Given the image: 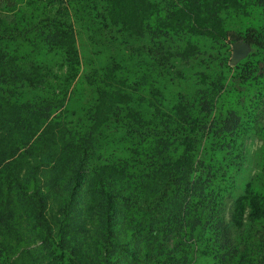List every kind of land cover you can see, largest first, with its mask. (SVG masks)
<instances>
[{
  "label": "trees",
  "instance_id": "1",
  "mask_svg": "<svg viewBox=\"0 0 264 264\" xmlns=\"http://www.w3.org/2000/svg\"><path fill=\"white\" fill-rule=\"evenodd\" d=\"M41 1L0 0V264H264V0H49L26 18ZM99 24L173 50L94 66L78 30ZM226 41L253 52L167 94L164 63ZM113 126L120 151L99 160Z\"/></svg>",
  "mask_w": 264,
  "mask_h": 264
},
{
  "label": "rangeland",
  "instance_id": "2",
  "mask_svg": "<svg viewBox=\"0 0 264 264\" xmlns=\"http://www.w3.org/2000/svg\"><path fill=\"white\" fill-rule=\"evenodd\" d=\"M163 1V0H157ZM49 0H42L38 6L34 8L26 7L25 13L26 18L35 14V16H41L36 19L38 22L40 19L53 16L57 10V4H49ZM97 31L86 28H81L78 30V41L80 46V51L83 54L85 60L92 62L94 66H99L105 62L110 61L112 58L118 59H132V60H142L152 66L154 63L164 62V54L168 50H173L169 45L174 42H152L144 41L139 42V40L128 39L125 35L120 34L116 29H103L100 24L97 26ZM6 43H12L9 39L0 40V47ZM233 42L226 41L225 46L220 49H209L206 56L201 60H197L194 63L190 64L183 63L182 61L174 62L173 60L170 63H164L163 71L161 76L163 78L164 85L167 89V94L175 95L185 89V79L192 73L190 69L192 66L194 69L199 67L200 61L205 65V61H209V66L214 68L216 71L221 69V65H224L229 54H233ZM230 49V50H229ZM228 52V53H227ZM248 57H250L251 53ZM247 57V58H248ZM231 58V57H230ZM185 86V87H184ZM26 96H32L33 90L25 88L24 90ZM90 95L86 92H82V98L77 99V103L74 104L70 102L69 105L72 109L75 110V115L72 116V120L75 125L79 128L80 124L84 127L88 123V117L85 115L84 111L90 108V101L88 100ZM79 121L80 124H79ZM82 126V128H84ZM121 130L117 126L106 128L99 136L97 143V151L99 160L107 158L113 153L120 151L119 137L121 135ZM261 142L255 138H248L245 142V159L242 162V167L246 171L256 172L253 167V159L255 153L261 146ZM252 172V173H253Z\"/></svg>",
  "mask_w": 264,
  "mask_h": 264
},
{
  "label": "water",
  "instance_id": "3",
  "mask_svg": "<svg viewBox=\"0 0 264 264\" xmlns=\"http://www.w3.org/2000/svg\"><path fill=\"white\" fill-rule=\"evenodd\" d=\"M233 54L231 64L233 66L240 63L242 60L246 59L250 54L251 47L243 41H239L233 44Z\"/></svg>",
  "mask_w": 264,
  "mask_h": 264
}]
</instances>
